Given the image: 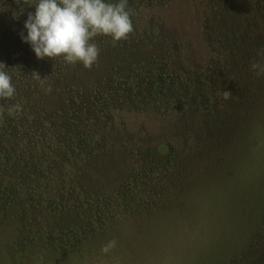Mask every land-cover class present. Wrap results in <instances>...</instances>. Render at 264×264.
I'll list each match as a JSON object with an SVG mask.
<instances>
[{"label": "rangeland", "instance_id": "374dc122", "mask_svg": "<svg viewBox=\"0 0 264 264\" xmlns=\"http://www.w3.org/2000/svg\"><path fill=\"white\" fill-rule=\"evenodd\" d=\"M19 2L0 0L2 31L15 33L11 20L25 24L21 6L28 0ZM140 18L126 39L135 43L131 51L94 42L99 56L90 68L63 54L43 62L63 69L64 85L93 89L112 71L131 78L113 96L108 81L90 97L91 105L107 106L105 122V115L92 116L107 139L104 145L98 138L93 157L76 155L79 163H69L67 184L84 193L20 195L0 184V207H20L32 221L23 214L19 220L38 230L31 209L54 215L74 209L60 215L72 222L67 229L41 231L51 229L46 239L55 246L45 242L38 250L60 249L65 257L45 253L37 264L48 257L49 264H264V75L251 68L264 60V0H165ZM36 58L24 42L1 61L29 59L32 71ZM167 86L174 97H166ZM55 87L37 93L47 112L70 96ZM95 214L97 225L85 221Z\"/></svg>", "mask_w": 264, "mask_h": 264}, {"label": "trees", "instance_id": "16d2710c", "mask_svg": "<svg viewBox=\"0 0 264 264\" xmlns=\"http://www.w3.org/2000/svg\"><path fill=\"white\" fill-rule=\"evenodd\" d=\"M29 1L33 0H28V3H24L21 6L22 14L24 13L23 15L26 19L29 13L35 14V7ZM35 1L36 4L39 2V0ZM117 1L105 0V2L111 3H117ZM164 1L128 0V8L131 10V21L133 19H141L140 15L149 12L157 4H163ZM15 2L20 6L19 0H15ZM172 3L173 1L166 4L170 6ZM132 17L134 18L132 19ZM11 22L13 24V32L18 34H13L5 28V32L2 31L1 28L5 27L6 22L3 24L0 20V63H4L1 59L8 52H15V48L19 43L24 44L21 34L23 36L27 35V30L23 27L24 24L20 26L13 20L9 21L8 24ZM149 25H151V22ZM134 26L135 23H133V28ZM15 27L19 29L15 30ZM91 42H99L108 46L115 44L119 47H115L118 51H124V48H126L127 52L131 51L129 50L131 44H135L130 40L127 42L126 39L116 41L111 35L103 34L93 37ZM54 59L57 60L59 58L54 57ZM161 60L163 61L162 58ZM30 62L29 59L27 61L20 60L16 63H8L10 65H7L6 68L11 76L16 93L12 98H0V184L7 186L12 193L20 195L24 193L29 195L34 191L40 194V192L45 193L51 189L57 190L60 194L66 195V193H70V197L76 193L83 194L84 191L80 187H69L67 184V177L70 172L69 163H72L73 166L79 163L74 161L76 155L87 154L93 157V154L98 152L96 151L98 150L96 143L98 138L102 140L104 145L107 139V132L100 128L98 129V123L92 119V116L98 114L105 115L107 106L96 107L91 105L90 97H94L97 91L103 92L102 87L104 86L101 87V85L107 84L108 81L110 83L106 86L107 93L109 92L113 96L114 92H120L123 89L122 86L131 85V78L123 74L113 76L111 73L114 71H112L108 75L103 76V81L91 83L94 85L93 89L89 88L90 84L83 86L82 84L64 85L62 83L64 79L63 69L60 66L55 69L48 66V69H46L45 64H43L45 58L42 60L37 59L38 63L35 66L33 65L34 70L31 71L27 68V66L32 65L27 64ZM17 64L19 65L15 67ZM22 65L25 68H22ZM164 68L166 69L167 67ZM16 70L18 73H16ZM34 73L38 74L40 79L45 78L46 83L43 86ZM18 76L23 83L18 81ZM114 79H117V81ZM120 79H122V85L118 83ZM144 80L146 85L149 83L147 85L148 91H154L151 75H148ZM49 84L52 88L56 84V89L54 90L56 93L62 90L65 94L70 95L62 101L57 110L51 112H47L44 109L46 99L37 94L44 92ZM172 89L171 86H167L164 90L167 98L170 94L174 97L175 93ZM22 99H25V101H22ZM102 100L103 98L95 102L99 103ZM17 104L21 106V110L18 113L15 111L10 113L9 109H12ZM112 104H116V101L113 100ZM101 119V122H105L106 115ZM94 126L97 127L94 129ZM77 196L80 195L77 194ZM40 208L42 207H35L38 210L37 212L36 210H30L35 213V215L33 214L35 216L33 223L35 226H39L40 230H38L36 227L30 229L29 226L19 220L22 214L24 216L27 215L24 211L20 212V207H0V264H37L38 258L42 254L45 255V253L49 255L51 260H55L54 257L56 255H59L58 259L65 257L63 253H60V249L53 250L54 252L40 251L38 249L43 247L45 242H47L45 247L55 246L51 239H46L50 236L53 237V234L49 232L53 233L51 231L53 229L56 233H60V231L67 229L72 222H70V219H60V215L69 214L74 209L64 207L61 212L54 215L50 214L48 210ZM122 208L114 207L113 210L116 213L118 209ZM42 210L46 212L44 213ZM75 210L78 213L81 211L78 208H75ZM77 215L79 218L83 217L81 213ZM97 216L95 214V217H88L85 221L97 225L99 223L95 219L98 218ZM28 218L32 221V217L28 216ZM21 219L25 218L22 217ZM55 220L59 221L56 223ZM81 224L82 222L79 225L77 224L75 228L80 227ZM95 225L91 226L96 227ZM45 228L51 229L49 232L41 233ZM63 245L64 242L58 248ZM48 258L46 259L45 257L44 264H49ZM62 262L64 261H60L59 264Z\"/></svg>", "mask_w": 264, "mask_h": 264}, {"label": "clouds", "instance_id": "9594fccd", "mask_svg": "<svg viewBox=\"0 0 264 264\" xmlns=\"http://www.w3.org/2000/svg\"><path fill=\"white\" fill-rule=\"evenodd\" d=\"M35 14H28L24 28L27 35L22 39L30 44L37 59L60 57L70 63L80 61L85 68H90L99 56V48L91 43L97 35H111L116 41L127 39L134 31L130 19L131 10L128 0L118 3L105 0H39L35 4ZM264 56V50L259 53ZM251 68L257 75H264V60L253 62ZM43 86L46 81L34 73ZM51 92V87L45 89ZM16 93L11 76L5 64L0 63V98H12ZM224 99L232 97L225 91ZM21 106L15 105L9 112H19ZM116 244L110 241L102 251L109 252Z\"/></svg>", "mask_w": 264, "mask_h": 264}, {"label": "flooded vegetation", "instance_id": "af4514ba", "mask_svg": "<svg viewBox=\"0 0 264 264\" xmlns=\"http://www.w3.org/2000/svg\"><path fill=\"white\" fill-rule=\"evenodd\" d=\"M9 53V52H8ZM8 53L5 55V56H7L8 55ZM19 56V54H17L15 57H18ZM18 61H20L19 59H17ZM4 62V61H3ZM7 61H5L4 62V64H5V67L7 68V65H10V64H8V63H6ZM11 63H13L12 61H11Z\"/></svg>", "mask_w": 264, "mask_h": 264}]
</instances>
